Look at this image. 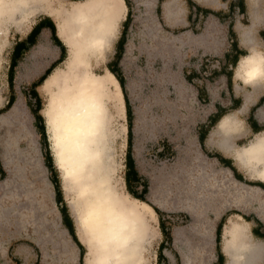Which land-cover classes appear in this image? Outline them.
Returning <instances> with one entry per match:
<instances>
[{
    "label": "rangeland",
    "instance_id": "rangeland-1",
    "mask_svg": "<svg viewBox=\"0 0 264 264\" xmlns=\"http://www.w3.org/2000/svg\"><path fill=\"white\" fill-rule=\"evenodd\" d=\"M120 1L125 8L111 46L103 58L96 60L93 57L91 61V70L97 74L111 72L106 64L114 57L115 42L127 11L125 1ZM193 1L214 11H227L229 2ZM244 1L245 12L235 14L232 25L238 45L247 53L255 47L264 54V39L260 34L264 29V0ZM130 2L132 20L126 33L127 41L119 61V72L124 79L133 110L132 147L135 166L140 179L147 186L144 196L159 210V215L148 203L127 192L124 181L127 146L124 97L118 80L111 72L121 90L122 105L121 112L113 121V128L111 127L116 132L111 144L115 163L112 183L123 195L124 201L148 208L143 212L148 223L143 251L146 264H156L161 240L167 241L163 253L173 264H188V261L190 264H211L215 255L208 225H216L218 216L235 210L250 213V216L257 214L264 220L260 208V204L264 202V190L260 187L256 193L252 192L256 190L253 188L252 191L238 190L240 186L225 171L228 168L206 154L208 152L230 158L232 165L246 181H239L241 184L250 186L248 183L264 182L245 163L235 158L236 150L248 145L260 134L249 132L245 118L250 108L264 94V77L253 83H245L235 75V67L232 89L242 99L240 106L224 115L210 129L200 146L196 126L211 113L213 107L211 103L196 99V90L185 80L183 70L201 68L202 60L210 69L219 67L218 59L226 44V24L216 16L209 15L203 22L192 27L187 18L189 5L185 0ZM76 3L77 1L68 0H30L26 5L28 14L0 19V108L6 104L11 92L7 69L15 41L23 37L31 25L44 15L54 20L58 35V21L63 15L60 12ZM53 47L44 45L33 48L27 64L15 72L14 94L16 98H25L32 110L34 103L27 89L30 81L36 79L56 57V49ZM65 48L67 56V47ZM64 61L65 59L58 67L64 68ZM46 79L37 87L44 123L50 98ZM225 81L222 75L213 79L215 97L222 87L225 88ZM22 91L25 92V97ZM17 107L18 110L21 108L20 102ZM21 109L25 110L24 118L13 114L12 107L0 113V165L4 170L0 177V264H80L79 247L62 222V205H66L75 234L84 246L82 261L87 264V249L78 235V211L75 208L77 198L69 184L62 180L54 163L48 133L46 132V141L35 130L34 115L24 100ZM257 112L258 110L255 115ZM227 116L236 120L234 126L227 132L224 129L225 135H221L220 124L225 122V128L227 127ZM26 132L29 134L26 135ZM224 137L230 140L231 149H225L221 144ZM47 148L50 156H47ZM258 169L259 167L255 171ZM231 174L235 178L232 171ZM52 175L56 177L59 186L52 183ZM58 187L61 189L62 202L55 197ZM228 198L235 200L234 203L215 213L214 208ZM159 217L166 227L168 238L160 230ZM240 223L244 226H240ZM80 224L83 238L87 241L90 233L84 224ZM249 227L242 216L227 215L220 243L226 258L225 264H230L226 248L231 240L233 242L235 238L241 237L244 228L252 240L250 244L258 242L261 252L259 257L256 254L257 264H263L261 259L264 257V242L252 238Z\"/></svg>",
    "mask_w": 264,
    "mask_h": 264
},
{
    "label": "bare ground",
    "instance_id": "bare-ground-1",
    "mask_svg": "<svg viewBox=\"0 0 264 264\" xmlns=\"http://www.w3.org/2000/svg\"><path fill=\"white\" fill-rule=\"evenodd\" d=\"M29 1L0 0V19L28 14ZM124 8L120 0H79L69 9H62L58 36L67 47L65 67L57 66L46 79L50 88L46 132L61 178L77 198L78 235L87 249V264H146L143 251L148 223L143 212L148 208L124 201L112 183L115 163L111 144L116 132L111 127L121 112V90L111 72L97 74L91 70L93 57L103 58L111 46ZM235 75L248 84L260 80L264 77V54L252 47L250 53L240 58ZM19 102L23 108V100L19 99L11 111L24 118L25 110L17 107ZM235 120L227 116L226 128L225 122H221V135H225L224 129L227 132L234 126ZM1 122L2 117L0 126ZM221 144L225 149L232 148L226 137L221 139ZM235 158L264 179V131L236 150ZM226 170L240 186L238 190L256 189L251 190L253 193L260 190L241 184ZM234 201L226 199L214 208L215 213ZM260 208L264 215V202ZM80 222L90 233L92 242L89 238L84 240ZM208 226L214 242L216 225ZM244 229L241 237L231 240L226 248L230 264H257L260 246L258 242L250 244L252 240Z\"/></svg>",
    "mask_w": 264,
    "mask_h": 264
},
{
    "label": "trees",
    "instance_id": "trees-1",
    "mask_svg": "<svg viewBox=\"0 0 264 264\" xmlns=\"http://www.w3.org/2000/svg\"><path fill=\"white\" fill-rule=\"evenodd\" d=\"M70 1H79V0H70ZM125 4L127 6V12L125 15V19L122 23V29L120 31V34L115 42V52L113 54V58L107 62L106 68L109 69L116 79L118 80L123 97L125 102V111H126V121H127V146H126V152H125V166L126 170L124 173V181L125 186L127 189V192L146 203H148L154 211L159 215V210L153 206L149 201L146 200L145 194L147 193V186L143 181L140 179V174L138 170L136 169L135 163L136 160L133 156V147H132V120H133V110L131 107V103L129 101V98L126 93L125 85H124V79L120 75V67H119V61L121 59L123 50L125 49L126 44V33L129 27V24L132 20V7L130 0H124ZM187 4L189 5V13L187 15V18L189 20L190 25L192 27L199 22H203L205 18H207L209 15L216 16L217 19L223 23L226 24V44L224 45L225 51L222 52V56L218 59L220 65L218 68L210 69L208 65H204V61L201 62V68L197 67H191L189 69L183 70L185 80L193 84L192 82L195 79L196 75L199 78H204L206 80V83L209 87V83L211 88V91H213L214 86L212 85L213 79L220 75H224L226 77V86L223 90H225V93L221 92L217 95L216 98H212L209 96V92L206 93L204 97H202L204 100L199 98L200 102H208L212 104L213 109L211 110V113H209L203 121H200L196 126V136L198 139V142L200 146H202L208 132L210 129L216 125L219 120L226 114L231 111V109H237L240 106L241 98H236L233 96V89H232V77H233V71L235 67L237 66V63L239 59L246 55L247 52L240 48L236 39V34L232 28L233 25V19L235 14H243L245 12V1L244 0H229L228 2V8L227 11H221L217 10L214 11L210 8L200 6L196 3H194L193 0H185ZM160 2V0H159ZM44 27H47L50 31L49 35V42L52 46L57 47L59 53L56 59L52 60L50 64L42 71V73L34 80L30 81L29 87L27 89V92L29 93V96L33 99L34 108L32 110L31 105L27 100L22 99V97L16 98V95L13 91V86L15 83V72L17 69H22L26 62L29 60V56L32 53L33 48L37 47L39 44H41L42 41H44V38L42 37L41 30H43ZM261 36L264 39V29L260 31ZM66 57V48L59 36L57 35V28L55 22L49 17L44 16L41 19H39L30 29V31L27 33L26 37L16 40L9 59V65L7 69V81L8 86L11 90L10 95L6 101V104L0 108V113L7 111L11 107H13L14 103L18 99L24 100V103L27 105L29 110L33 113V126L35 130L39 133L40 136H43L45 140L46 138V129H45V123L42 114L40 113V110L42 108V102L41 97L38 93L37 87L40 86L43 81L47 78V76L65 59ZM195 88V87H194ZM196 90V88H195ZM199 90V89H198ZM214 92V91H213ZM25 92L22 91L23 97H25ZM211 95V94H210ZM227 99V100H226ZM225 101H228V104H224ZM224 104L225 106H223ZM264 105V95L261 96L256 103L250 108L249 115L247 117V121L251 125V128L254 133H258L260 131L264 130V125H258V120L255 117V112ZM47 156H50L49 149L47 148ZM46 151V152H47ZM206 152V151H205ZM208 156H212L215 160H218V163H220L222 166L230 169L233 172V175L235 179L238 181L246 182L244 178L242 177L241 173L232 165V160L230 158L224 157L220 154H211L206 152ZM45 164L48 166L49 164L45 162ZM53 166V163L51 164ZM3 168L0 165V177L3 175ZM52 175L51 181L54 185H58V181L55 179ZM137 184V185H136ZM254 186H258L261 189L264 190V182L263 181H256L255 183H248ZM250 185V186H251ZM140 186V189L138 187ZM61 189L58 187V190H56L55 197L62 202V196H60ZM61 198V199H60ZM61 213H62V222L67 229L68 233L71 235L72 239L76 242V244L79 247V261L80 264H84L82 261L83 253H84V246L80 243L78 240L75 231L74 226L71 220V217L68 215L66 210V205L61 206ZM237 213L242 215L247 221L250 219V215H244L240 211H230V212H224L222 216L219 218L217 225L215 227V249L219 257L223 256L222 252L220 251V238H221V230L223 227V224L226 220L227 215ZM253 216V215H252ZM159 226L162 234H165L168 238V233L166 230V227L163 224L162 219L159 217ZM166 240H161L158 245V252H157V260L156 264H160L161 261L166 260V257L163 253V249L166 248Z\"/></svg>",
    "mask_w": 264,
    "mask_h": 264
},
{
    "label": "crops",
    "instance_id": "crops-1",
    "mask_svg": "<svg viewBox=\"0 0 264 264\" xmlns=\"http://www.w3.org/2000/svg\"><path fill=\"white\" fill-rule=\"evenodd\" d=\"M68 1H70V0H68ZM159 1V0H158ZM127 12V11H126ZM126 15V14H125ZM44 16H48V15H44ZM44 16H41V17H39L32 25H31V27L28 29V31L25 33V35L23 36V37H19L17 40H20V39H22V38H24V37H26V35H27V33L30 31V29L32 28V26L39 20V19H41L42 17H44ZM50 17V16H49ZM51 18V17H50ZM52 19V18H51ZM125 19V18H124ZM53 20V19H52ZM54 21V20H53ZM200 23V22H199ZM40 35H42V37L44 38V41H42L41 42V44H39L38 46H44V45H48V46H51V47H53L52 45H51V43L49 42L50 40H49V35H50V31H49V29L47 28V27H44L43 28V30H41V34ZM225 45V44H224ZM54 49H56V57L54 58V59H56L57 58V56H58V53H59V51H58V49H57V47H53ZM222 52H224L225 51V48H223L222 50H221ZM114 52H115V50H114ZM53 59V60H54ZM240 60V59H239ZM52 61V60H51ZM50 61V62H51ZM50 62L48 63V65L50 64ZM239 62V61H238ZM238 64V63H237ZM47 65V66H48ZM46 66V67H47ZM45 67V68H46ZM237 67V66H236ZM44 68V69H45ZM43 69V70H44ZM222 77L226 80V77L224 76V75H222ZM195 79L196 80H194L192 83V85L196 88V99L200 102L201 100L199 99V98H201L202 100H204L202 97H204L205 96V94L207 93V92H209V96H211L212 98H216L215 97V95L214 94H216V93H214L213 91H211V86H210V83H209V87H210V90H209V88H208V85H207V83H206V80L203 78H199L197 75H196V77H195ZM226 82V81H225ZM225 85H227L226 83H225ZM199 89V90H198ZM224 89V87H222L221 88V90L218 92V93H221V92H223V93H225V90H223ZM204 91H206V93L204 92ZM211 94V95H210ZM264 94H262L261 96H263ZM233 96L234 97H236V98H241L240 96H238V95H235L234 93H233ZM260 96V97H261ZM259 97V98H260ZM258 98V99H259ZM227 100V99H226ZM242 100V99H241ZM229 102L228 101H225L224 102V104H228ZM224 104H222L223 106H225ZM124 105H125V102H124ZM248 115H249V113H248ZM248 115H247V117H248ZM247 117L245 118V120H246V123H247V128H248V130H249V132L251 133V134H254V132H253V130H252V128H251V125L249 124V122L247 121ZM255 117H256V119L258 120V125H264V105H262L259 109H258V112H257V114L255 115ZM125 119H126V111H125ZM264 131V130H263ZM261 132V131H260ZM259 133V132H258ZM217 163H218V160L216 159L215 160ZM242 214H244V215H250V213H243V212H241ZM233 214H237V213H233ZM229 215H232V214H229ZM237 215H240V214H237ZM222 216V214L219 216V218ZM240 216H242V215H240ZM243 217V216H242ZM219 218H218V220H219ZM244 218V217H243ZM245 219V218H244ZM218 220H217V222H218ZM245 221L249 224V228H250V234H251V236H252V238H255L256 240H258V241H260L261 243L262 242H264V220L259 216V215H257V214H253V216H251L250 217V219L247 221L246 219H245ZM225 223V222H224ZM216 225H217V223H216ZM224 225V224H223ZM223 227H222V230H221V237H222V234H223ZM220 243H221V238H220ZM215 245H216V242H215V235H214V257H213V260H212V262H211V264H225V260H226V258H225V254H224V252H223V250H222V248H221V246H220V251L222 252V254H223V256H221V257H219L218 256V254H217V252H216V249H215ZM263 256H264V253H263ZM262 261L261 262H263V264H264V257L261 259ZM160 264H173L167 257H166V260H163V261H161L160 262Z\"/></svg>",
    "mask_w": 264,
    "mask_h": 264
},
{
    "label": "flooded vegetation",
    "instance_id": "flooded-vegetation-1",
    "mask_svg": "<svg viewBox=\"0 0 264 264\" xmlns=\"http://www.w3.org/2000/svg\"><path fill=\"white\" fill-rule=\"evenodd\" d=\"M28 140L30 141L31 139H29V137H28Z\"/></svg>",
    "mask_w": 264,
    "mask_h": 264
}]
</instances>
